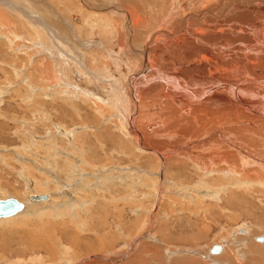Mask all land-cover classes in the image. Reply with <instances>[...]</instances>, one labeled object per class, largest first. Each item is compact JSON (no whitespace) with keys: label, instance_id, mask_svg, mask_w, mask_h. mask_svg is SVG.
<instances>
[{"label":"bare ground","instance_id":"bare-ground-1","mask_svg":"<svg viewBox=\"0 0 264 264\" xmlns=\"http://www.w3.org/2000/svg\"><path fill=\"white\" fill-rule=\"evenodd\" d=\"M54 12L57 15L55 22L50 20V11V16L47 14L50 18L46 21L41 17L43 30L46 32L47 29L48 36L44 41L47 49V54L44 53L45 69L47 72L50 66L53 76L50 77L55 79L53 90L57 92L59 89L61 93L57 95L52 90L49 95L70 101L68 105L73 108V115H79L83 120L87 113L79 101H91L96 111L102 110L104 105L116 109L123 130L138 150L154 154L164 167L174 158L182 161L181 165L186 161L191 166L189 171L200 176L199 182L182 186L187 191L210 194L218 193V190L228 192L232 187H245L264 192V0H59ZM181 12L186 14L181 17ZM49 37L56 44L53 49ZM105 87L108 89L103 96L101 91ZM152 112L154 116L158 114V117L155 116L157 121L154 116L153 121L148 120ZM56 113L61 115L59 108ZM146 117L149 123L147 120L145 123ZM83 124L88 125L86 121ZM58 127L72 141L79 132L81 136L88 135L87 131H80V127L76 129L77 133L64 125ZM152 132H161V136L164 134L167 138H150ZM93 134L100 138L98 133ZM155 134H152L153 137ZM144 135L149 138H144ZM87 138L90 139V135ZM225 140L228 141L226 147L233 148L228 155H222L227 156L222 159L215 149L222 146ZM71 143L74 145L75 141ZM82 143L79 145L82 154L78 156L72 148L67 152L62 150L64 148L54 140L43 141L50 156L44 159L50 165L49 171L54 174L57 168L64 173V179L62 183L56 182V190L46 191L44 199H40L38 195L41 193L35 191L29 194L27 202L20 200L24 208L12 216L25 214L30 217L33 208L39 205L54 208L57 202L65 209L80 208V211L95 201L91 198L92 194L100 190L106 180L112 179L114 172L96 173L97 178L88 175L93 173L88 172V168L95 172L103 168L108 170L104 164L99 169L87 161L90 159L86 154V144ZM194 144L196 146H192ZM199 145H214L210 149L216 147L213 152L220 159L212 158L211 152L210 162L202 160L194 149L191 150L194 147L202 150L203 147H197ZM225 150L228 151V148ZM233 150L234 153L231 152ZM61 158L66 159L63 161L65 167L58 164ZM187 163H183L184 166ZM183 169L180 168V172ZM165 170H159L160 185L164 183ZM124 173L125 176L122 173L115 178L124 180L127 176L131 177L129 186L136 190L135 178L141 175L137 176L136 171ZM211 176L214 177V185L205 178ZM131 193L122 198L129 200ZM201 197L206 198L204 194ZM193 199L195 204L199 203L198 197ZM87 211L84 212L87 214ZM75 213L77 227L79 223L81 229L86 230V220L78 211ZM12 216L2 217L0 221ZM151 228L147 230L153 235L155 229ZM231 229L219 236L222 243L219 240L218 243L214 241L213 246L197 248L195 254L199 258L193 257V260L184 259L191 249L173 252L168 248L162 249L158 244L154 245L156 251L162 249L163 252L156 254L157 258L155 255L147 258L142 251V254H137L135 251L140 246L138 239L145 235L136 234L127 240L121 250L109 247L107 243L108 247L104 246L97 237L82 244L87 257L83 251L74 249L67 254L51 255L56 258L44 262L141 264L144 260L145 264H264V237L257 236L263 244L259 250V246H251L256 239L251 226L247 230L243 226L236 227L234 233ZM111 240L109 242L115 243L114 238ZM47 244L51 248L50 243ZM205 256L208 258L206 263L200 258Z\"/></svg>","mask_w":264,"mask_h":264},{"label":"rangeland","instance_id":"rangeland-1","mask_svg":"<svg viewBox=\"0 0 264 264\" xmlns=\"http://www.w3.org/2000/svg\"><path fill=\"white\" fill-rule=\"evenodd\" d=\"M44 1L0 0V198L5 199L12 196L25 203L29 200V194L35 191L44 194L48 190H56L58 188L57 181L62 183L64 173L56 168V174H52L49 171L50 165L44 161L45 158L50 157L49 152L42 144L46 139L54 140L66 152L70 151V148L74 149L78 156L82 154L80 152L82 148L79 145L82 142V144L85 143L86 154L90 159L87 161L99 169L104 164L108 170L103 168L95 172L87 166L88 172H93L88 175L97 178L96 173L101 175L114 172V177L106 180L104 186L92 194L91 198L95 201L86 205V209L81 208L82 211H79L80 208L65 209L59 206L60 202H57L54 208H49L46 205L33 208L34 211L30 212V217L21 214L12 216L6 221H0V264L9 262H14L12 264H20V262L21 264H50L44 261L56 258L51 255L67 254V252H73L74 249L83 251L82 244L86 241L92 242L97 237L104 246L108 247L107 244H109V247L121 250L128 242L127 240L136 234L145 235L138 239L140 246L138 245L139 248L135 251L137 254L142 251L149 258L158 253L161 254L162 249L168 248L175 252L178 249L186 248L185 250L195 251L187 252L188 255L184 259L193 260L198 257L195 254L197 248L213 246L214 241L218 243L220 240L222 243V239H219L221 233L224 235L231 228V232L234 233L233 229L239 226H243L245 230L252 227V235L256 239L252 241L251 246L253 248L259 246L258 249L261 250L263 244L258 241L257 236L264 237V192L253 191L245 187L235 189L232 187L228 192L218 190V193L214 192L215 195H213L214 193L209 194V192L187 191L182 186L199 182L200 176L189 171L191 166L186 161H183L184 164L187 163L184 166L183 163L181 165L182 161L174 158L169 160L164 167L160 165L158 157L154 154L138 150L129 135L123 130L117 117L119 112L117 113L116 109L104 105L102 110L96 111L95 105L93 106L91 101H79L87 113L83 120L79 115H73V108L68 105L70 101H63L57 96L49 95L55 91L53 90L55 79H52L50 66L48 65L47 72L45 69L44 57L47 54V49L44 41L48 36H46L47 29H45L46 32L43 30L41 17L46 21L52 14L50 20H57L54 10L59 4V0ZM42 2L44 3L42 4ZM102 6L103 4L99 8ZM182 13H180L181 17L186 14V12ZM44 21L42 22L44 23ZM101 33L103 34V31ZM52 38L55 40L54 36ZM49 39L53 49L56 44L51 37ZM106 88L108 89L105 87L104 91L100 89L103 96L106 94ZM58 91L59 89L57 92L55 91V94L61 95ZM58 108L61 111L60 116L56 113ZM155 113L152 112L149 119L146 117L145 123L147 119L152 120ZM156 115L158 117V114ZM155 116L157 121L158 118ZM148 120L147 123L150 122ZM85 121L87 126L83 124ZM61 125L75 130L82 128L80 131H87L88 135L81 136V132L79 134L77 130H74L77 134L75 133L76 136L73 139L75 143L72 145V139L68 135L65 136L61 128L58 127ZM93 132L98 133L100 138L98 139ZM152 134L155 133H150V138H160L159 140H161L166 137L164 134L162 137L161 132L156 133L155 137ZM89 135L90 139L87 138ZM146 136L144 135V138ZM149 137L147 136V138ZM226 145L228 146V141L225 140L222 146L217 147L220 148L219 150L216 147L211 150L210 147L214 145L197 146L198 148L203 147L202 150L192 148L196 144L189 147L192 148L191 150L194 149L195 154L201 156L202 160L210 162L211 157H215L216 160L220 159L218 156H221L222 159L227 157L222 155H228L233 147H226ZM223 148H228V151ZM214 149L218 156L214 154ZM191 150V154H194ZM200 152L204 154L203 157ZM211 152L215 156L211 154L210 157ZM231 152L234 153V150ZM235 152L237 151L235 150ZM205 153H209L210 158ZM65 160L62 158L59 160L60 167H65L63 163ZM179 167L181 169L184 167V169L180 172ZM163 168L166 169V172H164V183L161 186L159 170ZM122 171H136L137 176L141 175V177L135 178L137 181V184L135 183L136 190L129 186L131 177L127 176L124 180L120 177L115 178L122 173L126 174ZM205 178L212 181L211 183L214 185V177ZM129 192H132L129 200L122 198ZM159 193L162 196L161 199H159ZM197 193L198 195H196ZM202 194L206 198L203 199ZM193 198H196L199 203L195 204ZM158 199L159 203L156 208ZM208 208L210 211L206 212L205 210ZM85 210H89V212L87 211L86 214ZM75 211L81 213L80 216L86 220V224H84L86 230L81 229L79 223L77 227ZM152 225L156 231H153V235L148 231ZM197 229H201L200 232ZM145 231L148 233H144ZM105 232L108 236H105ZM188 237L192 239H188ZM113 238L115 243L109 242ZM47 242L50 243L51 248L47 247ZM156 244L162 246L159 252L154 247ZM83 252L85 255V251ZM200 258L204 263L208 261L206 256ZM145 263L143 260L141 264Z\"/></svg>","mask_w":264,"mask_h":264},{"label":"water","instance_id":"water-1","mask_svg":"<svg viewBox=\"0 0 264 264\" xmlns=\"http://www.w3.org/2000/svg\"><path fill=\"white\" fill-rule=\"evenodd\" d=\"M40 199L46 197L45 194L38 195ZM24 208V203L15 197L0 198V218L10 217L17 214ZM218 249V247H216Z\"/></svg>","mask_w":264,"mask_h":264}]
</instances>
